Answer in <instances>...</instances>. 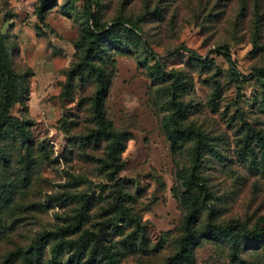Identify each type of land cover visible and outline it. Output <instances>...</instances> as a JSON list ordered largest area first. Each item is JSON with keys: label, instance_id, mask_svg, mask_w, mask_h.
<instances>
[{"label": "rangeland", "instance_id": "obj_1", "mask_svg": "<svg viewBox=\"0 0 264 264\" xmlns=\"http://www.w3.org/2000/svg\"><path fill=\"white\" fill-rule=\"evenodd\" d=\"M38 1L0 0V33L16 74L0 136V264H19L40 233L46 236L35 264H47L55 244V264H164L175 253L187 213L179 176L191 168L194 138L169 150L162 122L172 76H151L156 58L178 77L182 124L200 130L205 142L195 167L208 193L192 224L199 235L194 264H264V73L234 80L216 52L226 44L244 74L264 66V0L90 1L96 24L111 25L127 44H104L93 59L109 74L110 127L128 135L115 173L105 160L107 140L89 137L96 127L93 74L81 69L68 80L87 35L83 1L53 0L40 14ZM179 44L200 59L175 50ZM119 203L139 218L140 245ZM207 220L261 230L255 241L231 244L209 237Z\"/></svg>", "mask_w": 264, "mask_h": 264}, {"label": "trees", "instance_id": "obj_2", "mask_svg": "<svg viewBox=\"0 0 264 264\" xmlns=\"http://www.w3.org/2000/svg\"><path fill=\"white\" fill-rule=\"evenodd\" d=\"M53 0H39L37 4V12L40 14L43 10L50 7ZM82 11L84 13L87 23V35L84 39L83 52L80 56L76 66L69 71L68 80L70 81L71 74L80 73L81 69L89 70L95 80V89L90 98V107L96 125L95 129L89 134V137L96 141L99 137H103L107 140L105 160L107 166L110 168L111 173H115L121 167L120 152L125 146V141L128 135L125 131L116 130L110 127V122L105 116L104 99L107 94L109 84V74L100 65H96L93 59L102 45L114 48L116 50H123L127 44H123L120 38L113 34V28L111 25L107 27L99 26L96 24L95 18L90 8L91 0H82ZM130 21V20H127ZM118 21H114L117 23ZM124 20H120L119 24L127 31L133 33V31H139L134 23L129 25L124 23ZM135 25V26H134ZM175 50L182 49L188 51L192 57L200 59L195 51L187 48L183 44L176 45ZM216 52L221 55L229 65L230 76L234 80H241L249 75L258 73H264V66H257L250 68V71L246 74L240 72L236 68V62L231 55V51L226 44H220L216 48ZM150 54L154 52L149 51ZM204 60H202L203 62ZM151 76L156 80H165L172 76L170 84L166 87L167 103L169 112L167 117L162 122V129L164 135L168 141L169 150L171 152L177 151L180 147L181 140L185 136H192L194 138L193 146L191 149V168L189 171L179 176L180 187L183 188L179 192L180 203L187 208L185 215V225L183 233L178 237L177 248L174 254L169 256L164 264H194L193 246L199 241V235L193 228V221L197 216V204L199 200L204 201L206 194L208 193L207 187L201 180L200 175L195 171V167L198 165L199 156L204 149L205 142L203 134L200 130L192 125L182 124L181 116L185 110V106L176 96L177 84L179 80L176 74L172 75V72L166 71L163 67V63L159 59H155L150 66ZM16 79L15 72L11 69L10 63L5 52L3 36L0 33V104L2 109L0 110V136L5 135V120H6V107L13 101L14 95V82ZM18 125V124H17ZM21 137L24 140L29 138L28 131L23 127V124L18 127ZM0 155H3V151L0 148ZM260 169L264 172V154L260 158ZM117 213H120L126 220L132 223V233L139 235L138 244L142 243L141 234L143 231L142 225L139 222V218L135 214L131 213L127 207L119 203L117 206ZM207 235L211 238H224L230 241L231 244H235L238 240L242 239L244 242L250 243L255 241L256 233L261 230L257 226L252 228H245L240 223H235L233 226H227L225 224L212 223L206 221ZM46 233H40L34 237L28 249L22 250L19 254V264H35L33 260V254H35L36 245L44 240ZM59 244L53 245L51 249V258L47 264H55L57 258ZM37 255L35 254V257Z\"/></svg>", "mask_w": 264, "mask_h": 264}]
</instances>
